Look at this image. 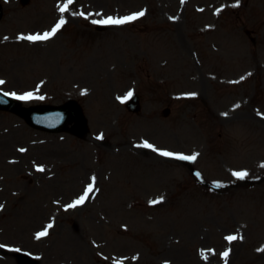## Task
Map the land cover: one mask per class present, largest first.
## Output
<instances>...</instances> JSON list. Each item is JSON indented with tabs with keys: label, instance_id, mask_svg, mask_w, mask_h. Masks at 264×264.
<instances>
[{
	"label": "rangeland",
	"instance_id": "374dc122",
	"mask_svg": "<svg viewBox=\"0 0 264 264\" xmlns=\"http://www.w3.org/2000/svg\"><path fill=\"white\" fill-rule=\"evenodd\" d=\"M0 2V90L75 99L90 127L51 135L0 111V246L35 264H264V0ZM61 16L48 40L17 39Z\"/></svg>",
	"mask_w": 264,
	"mask_h": 264
},
{
	"label": "snow or ice",
	"instance_id": "6c2138e0",
	"mask_svg": "<svg viewBox=\"0 0 264 264\" xmlns=\"http://www.w3.org/2000/svg\"><path fill=\"white\" fill-rule=\"evenodd\" d=\"M73 0H66V2L59 7V11L60 13H65L68 11L69 5L72 4ZM236 4H239V0H236ZM236 6V5H234ZM80 15H84L83 13H80ZM144 13L143 12H138L135 14H132L130 16H125L119 19H114L113 17L109 16L107 17V19H103V20H93L92 23L93 24H113V25H120V24H125L131 20H135L137 19L139 16H143ZM65 23V20L63 18V16H61V19L55 24V26L50 30L47 31L43 34H35V35H27V36H18L17 39H23V40H28V41H44V40H48L50 37L54 36L57 31L61 28V26ZM5 39H7V37H5ZM243 79V78H242ZM4 83L3 81H0V84ZM15 95V94H13ZM132 95L131 92L128 93L127 97H125V99H127L128 97H130ZM17 99H31L32 98V93H26L23 96H17ZM42 98V97H41ZM144 147H148V148H152V145L148 144L147 142L144 143L143 145ZM155 151V149H153ZM21 151H24L23 149H21ZM160 155L162 156H175L176 159L179 160H195L196 159V155L197 154H193L192 156H184V155H179V154H174L172 152H167V151H161ZM39 171H43V168H38ZM233 175L237 176L238 178L243 179L244 176L247 175L246 172H235L233 173ZM92 190V185H89L88 188L85 191V195L81 196L78 200H76L73 204L68 205V207H75L78 204H82L85 200V198L87 197V193L90 192ZM163 200V197H160L157 200H153L150 201V203L152 204H156V203H160ZM48 227H51V225H48ZM47 235V229H45V231L37 233V238L39 239L41 236ZM226 239L228 241H232L237 239L236 236H228L226 237ZM224 257H227L228 253L224 252L222 254Z\"/></svg>",
	"mask_w": 264,
	"mask_h": 264
},
{
	"label": "water",
	"instance_id": "95a60500",
	"mask_svg": "<svg viewBox=\"0 0 264 264\" xmlns=\"http://www.w3.org/2000/svg\"><path fill=\"white\" fill-rule=\"evenodd\" d=\"M37 111H40V110H37ZM54 126H56V123L54 122V124H53Z\"/></svg>",
	"mask_w": 264,
	"mask_h": 264
}]
</instances>
